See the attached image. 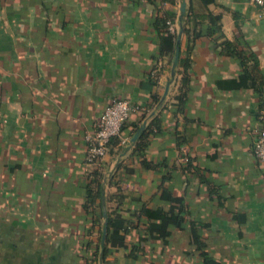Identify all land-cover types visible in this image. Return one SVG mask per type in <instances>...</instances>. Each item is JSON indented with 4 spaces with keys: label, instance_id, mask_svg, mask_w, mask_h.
<instances>
[{
    "label": "crops",
    "instance_id": "crops-1",
    "mask_svg": "<svg viewBox=\"0 0 264 264\" xmlns=\"http://www.w3.org/2000/svg\"><path fill=\"white\" fill-rule=\"evenodd\" d=\"M182 2L0 0V264H90L105 219L103 209L93 226L84 204L99 178L107 212L118 191L156 207L166 187L184 198L217 262L264 264V170L253 153L264 17L249 0H185L183 30L195 32L183 31L173 73L155 23L168 16L180 28ZM213 26L222 36L204 33ZM119 99L143 111L89 166L85 136ZM156 119L144 154L143 135L129 147L131 125L146 131ZM129 204L122 216L134 219L138 203ZM138 233L110 245L107 264H203L190 226L168 244H140ZM102 252L101 243L96 264Z\"/></svg>",
    "mask_w": 264,
    "mask_h": 264
},
{
    "label": "trees",
    "instance_id": "trees-1",
    "mask_svg": "<svg viewBox=\"0 0 264 264\" xmlns=\"http://www.w3.org/2000/svg\"><path fill=\"white\" fill-rule=\"evenodd\" d=\"M216 19V17H212L213 22H215ZM169 21L175 22V19L168 16L165 18H159L156 20L155 28L160 33V55L162 57L169 56L172 59L176 51L177 34L169 32L167 25ZM193 32L195 31L187 29L185 24V35L190 36ZM204 33L212 37L222 36L221 28L217 26L206 28ZM199 34H203V31L199 32ZM126 124L122 129V134L127 129ZM131 126L134 129L133 133H137L140 129V125L137 123H134ZM156 129H159L158 119L147 128L138 143L137 151H140L141 154H144V149L147 146V143L145 142L146 138L154 133ZM120 141L121 139L116 140L112 146L118 144ZM167 179L168 177L165 176L164 181ZM94 183L95 187L91 185L87 188V200L84 204V209L87 213L90 209L95 211L93 213L94 218L89 222L92 223L93 226L97 224L101 227L103 218L101 178L94 180ZM128 198L129 196L122 191H118V193L110 195L108 198V229L103 255L105 264H107L106 259L111 253L110 245H117L119 248H124L126 246L127 236L134 228L138 229L140 244L147 241H163L165 244H168V239L172 234V230L184 231L188 226L192 229V237L196 242L197 251L200 252L203 264H220L209 254L208 251H206L207 246L202 241L203 236L201 231L196 227V222L188 219L189 211L184 198L176 197L173 195L172 190L166 187L162 188L156 207H150L148 204L132 197L127 202ZM130 201L138 203V207L133 215L135 218L125 219L122 216L121 209L123 206L131 203ZM135 221H137V224ZM101 241L102 234H100L98 238V246L91 256L90 264H96L98 262L99 244H101ZM88 244H91V242ZM134 257L136 258V256Z\"/></svg>",
    "mask_w": 264,
    "mask_h": 264
},
{
    "label": "built area",
    "instance_id": "built-area-1",
    "mask_svg": "<svg viewBox=\"0 0 264 264\" xmlns=\"http://www.w3.org/2000/svg\"><path fill=\"white\" fill-rule=\"evenodd\" d=\"M250 4L259 9L264 17V0H249ZM172 34L178 33V27L173 22L167 23ZM143 111L140 106L127 100H115L109 105L94 126V130L85 136L87 144V164L98 166L111 151L112 144L122 139V129L132 115ZM262 126L254 131L253 153L260 167L264 170V112L260 116Z\"/></svg>",
    "mask_w": 264,
    "mask_h": 264
},
{
    "label": "water",
    "instance_id": "water-1",
    "mask_svg": "<svg viewBox=\"0 0 264 264\" xmlns=\"http://www.w3.org/2000/svg\"><path fill=\"white\" fill-rule=\"evenodd\" d=\"M186 10H187V4L185 2V0H183L182 4H181V16L179 18V24H180V28H178V33H177V45H176V51H175V57H174V61H173V73H175L176 68L179 65V57H180V42H181V38H182V33H183V17L186 14ZM169 92V88L167 89V92L164 96V100L167 97V94ZM146 125L147 123L143 124L142 127L138 130V132L134 135V137L131 139L130 143H129V147H134L135 144L137 143V141L140 139V137L143 135L145 129H146ZM103 209H104V219H105V224H104V231H103V235H102V248H103V252H102V256L104 253V246H105V240H106V236H107V229H108V212L106 209V202L103 198Z\"/></svg>",
    "mask_w": 264,
    "mask_h": 264
},
{
    "label": "rangeland",
    "instance_id": "rangeland-1",
    "mask_svg": "<svg viewBox=\"0 0 264 264\" xmlns=\"http://www.w3.org/2000/svg\"><path fill=\"white\" fill-rule=\"evenodd\" d=\"M202 236H203V238H202V241L206 244V246H207V248H206V251H208L209 252V254L211 255V253H210V251H209V249H208V242H207V240L206 239H208V238H206V236L207 235H204L203 233H202ZM95 237H98L99 238V235H93L92 237H91V239L92 238H94V239H96ZM208 237V236H207ZM206 238V239H205ZM190 242L191 243H193L192 245L193 246H195V247H193L192 249H191V252H193L194 250H196L195 252L197 253V254H200V252L199 251H197V246H196V242L194 241V239H193V237L191 236V238H190ZM195 248V249H194ZM212 256V255H211Z\"/></svg>",
    "mask_w": 264,
    "mask_h": 264
}]
</instances>
